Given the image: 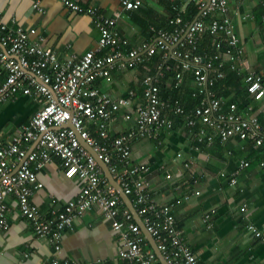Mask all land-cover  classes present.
Here are the masks:
<instances>
[{
	"label": "built area",
	"instance_id": "1",
	"mask_svg": "<svg viewBox=\"0 0 264 264\" xmlns=\"http://www.w3.org/2000/svg\"><path fill=\"white\" fill-rule=\"evenodd\" d=\"M60 1L69 10L94 19L101 35L98 50L109 49V52L98 55L97 50H89L81 57L72 55L63 62L56 51L43 45L42 37L31 39V35L37 34L36 28L10 26L0 16V73L5 75L0 84V105L20 93L40 103L29 123L9 144L0 142V231L9 228L10 207L6 199L13 196L21 216L35 233L60 250L67 228L73 229L76 218L97 207L114 221V229L121 234L123 248L119 258L124 261L122 264L158 262L157 254L150 248L132 212L104 176L97 158L82 144L84 140L108 165L125 194L132 198L168 264H210L202 262L189 246L171 209L153 200L147 177L150 168L145 162H134L132 144L139 138L161 143L164 134L174 130L176 122L181 120L191 130L197 150L203 144L219 140L224 145L231 139L253 141L256 146L264 147V77L248 69L230 1L193 0L200 13L196 21L182 28V18H172L173 31L152 26L158 41L143 46H131L130 41L121 36L117 18L94 6H84L80 0ZM260 2L264 7V0ZM122 3L128 11L140 10L143 6V0H122ZM34 8L44 12L39 1ZM12 24H16L15 18ZM205 41L210 47L204 46ZM142 51H146V57L141 55ZM157 52L161 53L160 60L152 69L147 67L142 80L145 101L135 109H131L133 90L130 98L114 99L96 87V82L106 76L108 69L135 68ZM173 58L177 61L174 65ZM170 70L176 71V86L184 82L186 73H193L197 83L194 96L199 98L195 107L188 108L182 98L169 101L162 98V79ZM230 72L245 75L247 90L254 100V104L246 106V116L238 111L236 103H231L224 112L225 103L214 90L218 81ZM123 108L127 110L123 118L130 125L123 133L112 135V123ZM33 142L36 146L31 149ZM54 159L61 162L67 178L84 180L87 184L65 210H53L47 215L31 198L35 190L43 187L38 180V170ZM249 165V161L242 162L241 168ZM261 166L264 167V160ZM235 180L232 183H236ZM53 202L57 203L56 199ZM60 262L55 257L51 264ZM61 263L101 264V260L78 263L66 259Z\"/></svg>",
	"mask_w": 264,
	"mask_h": 264
},
{
	"label": "crops",
	"instance_id": "2",
	"mask_svg": "<svg viewBox=\"0 0 264 264\" xmlns=\"http://www.w3.org/2000/svg\"><path fill=\"white\" fill-rule=\"evenodd\" d=\"M36 1L44 12L34 8ZM80 1L84 6H94L117 18L121 36L127 38L131 46H143L158 41L152 26L172 31L167 29L171 11H185L191 0H143L142 8L136 11L126 10L122 0ZM229 1L245 48L248 69L264 77V7L260 0ZM0 16L10 26L36 28L37 34L31 35V39L42 37L43 45L56 51L63 62L72 55L81 57L89 50H97L98 55L109 52V49L98 50L101 35L94 19L69 10L60 0H0ZM204 46L210 47L209 42L205 41ZM160 54L157 52L152 59L132 69H108L106 76L96 82V87L114 99L130 98L133 90L131 109H135L145 101L142 80L146 69L154 67ZM141 55L146 57V51ZM171 62L174 65L177 61L173 58ZM175 74V70L166 71L161 84L162 98L167 101L182 98L186 105H190L191 100H199L194 96L197 83L193 73H186L180 86H176ZM240 76L234 73L235 78ZM4 80L5 75L0 73V84ZM246 86L245 78H241V81L224 84L223 89H219L220 96L217 90V97L225 103L224 112L231 103H236L238 111L247 115L246 106L254 103L249 101L250 94L247 98ZM39 108L40 103L23 93L2 103L0 142L9 144ZM125 111L123 108L112 123V135L128 129L130 122L123 118ZM92 133L96 135L94 130ZM30 146L33 149L36 142ZM195 146L191 130L178 120L174 130L164 134L161 143L150 138L134 140L132 155L134 162H145L149 166L147 177L153 200L171 209L189 246L202 262L264 264V167L261 166L264 147L238 139H231L224 145L217 140L210 145L203 144L199 150ZM229 150L232 153H228ZM246 161L250 165L241 168ZM233 179L236 183H232ZM38 180L43 187L35 190L31 199L47 215L53 210H65L87 184L84 180L67 178L57 159L38 170ZM6 202L10 207V225L7 230L0 231V264H51L55 257L61 262L69 259L78 263L96 260H101V264L124 263L119 258L123 248L121 234L114 229V221L105 217L99 208L94 207L76 218L73 229L65 231L60 250H56L21 216L13 196ZM156 264L164 263L158 257Z\"/></svg>",
	"mask_w": 264,
	"mask_h": 264
},
{
	"label": "water",
	"instance_id": "3",
	"mask_svg": "<svg viewBox=\"0 0 264 264\" xmlns=\"http://www.w3.org/2000/svg\"><path fill=\"white\" fill-rule=\"evenodd\" d=\"M209 3V2H208ZM200 16V13L198 14V16L194 19V21H196L198 19V17ZM184 36L182 37V39H184ZM70 126V124H69ZM82 144L97 158L99 165L102 167L103 171H104V176L109 180V182L115 186L116 190L118 191L119 195L121 196V198L125 201L127 207L130 209V211L132 212L135 221L139 224V226L141 227L144 235L146 236V238L148 239V241H150L152 248L154 249L155 253L157 254V256L160 258L161 261H163L164 264H168V262L165 260L162 252L159 250L158 248V244L155 241V238L152 236V234H150L143 222V219L141 216H139L133 202H132V198L129 195H126L123 188L121 187V185L116 181V179L114 178L113 174L111 173V171L109 170V167L107 164H105L102 160H100L98 154L96 153V151L90 146L88 145V143L84 140H82Z\"/></svg>",
	"mask_w": 264,
	"mask_h": 264
},
{
	"label": "trees",
	"instance_id": "4",
	"mask_svg": "<svg viewBox=\"0 0 264 264\" xmlns=\"http://www.w3.org/2000/svg\"><path fill=\"white\" fill-rule=\"evenodd\" d=\"M199 14V8H198V5L195 1L191 0L189 5L187 6L186 10L185 11H180V10H175V11H171V18L167 21V23L169 24V30H174L175 26L170 24V20L172 18H175L177 16H180L182 18V23L180 24V27L184 28L187 24L191 23L196 17L197 15ZM171 26V27H170ZM160 29V28H159ZM161 57V54L159 56H157L158 60L159 58ZM234 73H236L237 75H241L240 77H234ZM234 73H230L229 75H227L226 78L218 81L217 85L214 87V90L217 92L218 90V96H220L219 94V89L222 90L223 89V85L224 84H230L231 82H236V81H241V78H245V75L244 74H241V73H237V72H234ZM162 84V83H161ZM245 91L247 93V98L249 99V93H248V90H247V86L245 88ZM251 103L253 102L254 103V100H249ZM199 100H191V104L189 105H186L188 108H191V107H195L198 103ZM190 106V107H189Z\"/></svg>",
	"mask_w": 264,
	"mask_h": 264
}]
</instances>
